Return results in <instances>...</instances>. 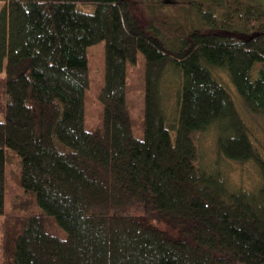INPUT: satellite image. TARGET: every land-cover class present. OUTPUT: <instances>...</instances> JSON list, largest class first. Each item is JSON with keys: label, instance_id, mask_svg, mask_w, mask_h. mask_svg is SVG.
Masks as SVG:
<instances>
[{"label": "trees", "instance_id": "obj_1", "mask_svg": "<svg viewBox=\"0 0 264 264\" xmlns=\"http://www.w3.org/2000/svg\"><path fill=\"white\" fill-rule=\"evenodd\" d=\"M139 2L0 0V215L8 165L23 188L0 264H264V142L242 112L264 116V5L188 0L189 25L150 0L144 27ZM102 40L104 127L88 130L87 48ZM139 51L144 138L126 104ZM222 161L253 163L258 183H234Z\"/></svg>", "mask_w": 264, "mask_h": 264}, {"label": "rangeland", "instance_id": "obj_2", "mask_svg": "<svg viewBox=\"0 0 264 264\" xmlns=\"http://www.w3.org/2000/svg\"><path fill=\"white\" fill-rule=\"evenodd\" d=\"M143 2L134 6L133 10L141 20L144 27L152 24V18L150 15V8H147L148 2L150 0H142ZM160 1V0H153ZM169 3L164 9L170 15H173L180 22L193 21L195 18V12L190 7L188 0H163ZM256 4L264 5V0H250ZM183 5H188L183 7ZM79 8L87 11L93 12L96 5L93 3H79ZM149 7V6H148ZM150 10V11H149ZM152 12V11H151ZM153 13V12H152ZM190 20H188V19ZM88 54V69H89V85L85 91V126L88 130H94L96 128L104 127V109L103 104L99 98V94L102 86L104 85L105 79V41H99L94 43L87 48ZM226 80V76L223 78ZM227 81V80H226ZM225 83H223L224 85ZM226 85V84H225ZM226 87V86H225ZM233 95L236 97L235 100L241 101V96L238 94L236 89L232 87ZM145 57L144 54L139 51L138 59L136 63L128 62L127 64V84H126V104L132 118L133 134L138 138H144L145 134V121H144V108H145ZM5 101L0 102V119L3 117V106ZM243 116H245L252 126L254 131V137L258 144L259 141L264 142V116L252 114L242 109ZM246 120V121H247ZM199 142L208 151H212L214 147V135L212 132L203 133L198 135ZM15 154V153H13ZM16 155V154H15ZM224 171L228 174L229 178L236 184L252 188L258 183V173L255 165L253 163H236L222 161L221 163ZM13 166L8 165V175L6 179V194H5V214H10L14 212L12 206V200L17 194L23 192L22 186L19 184L13 176ZM12 170V174H10ZM39 207L32 204L29 207L22 209L20 212L29 214L30 212H39ZM4 215H0V225L1 220ZM45 224L48 231L57 234L61 237H65L67 232L62 226H60L54 217L47 215L45 217ZM2 232L0 226V260L2 259Z\"/></svg>", "mask_w": 264, "mask_h": 264}]
</instances>
